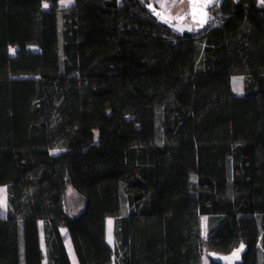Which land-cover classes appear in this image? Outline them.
<instances>
[{
    "label": "trees",
    "instance_id": "1",
    "mask_svg": "<svg viewBox=\"0 0 264 264\" xmlns=\"http://www.w3.org/2000/svg\"><path fill=\"white\" fill-rule=\"evenodd\" d=\"M60 1L0 0V264H71L62 228L79 264H200L202 216L212 264H264V1L182 35L141 0Z\"/></svg>",
    "mask_w": 264,
    "mask_h": 264
},
{
    "label": "rangeland",
    "instance_id": "2",
    "mask_svg": "<svg viewBox=\"0 0 264 264\" xmlns=\"http://www.w3.org/2000/svg\"><path fill=\"white\" fill-rule=\"evenodd\" d=\"M147 3L148 8H150L154 14L158 17L159 21L167 25L173 32L182 35L186 32L192 34H200L207 29L214 19L212 12L210 10L204 9L202 7H197L191 5L188 0H141ZM264 0H260L263 2ZM121 3V0H119ZM47 5V7H45ZM74 5V0H63L61 2V8L66 9ZM49 4L47 2L43 3V8L48 9ZM62 23L59 19V30L61 31ZM32 51H38L36 46H31ZM17 47L10 48L11 56H15ZM232 88L235 94L244 93V77L243 75L237 73L232 77ZM63 151L62 148L56 147L51 150L53 155H57ZM193 183L196 180L193 179ZM3 188L0 191V214L5 215L8 209L7 203V192ZM66 209L69 215L73 218L79 216L84 210V201L78 192L72 187L68 186L66 190ZM122 214H127L126 200L123 199V211ZM201 263L200 264H212L211 259V244L208 240V218L201 217ZM111 221V224H109ZM113 223L112 218L108 219L107 226V241L114 247V236H113ZM109 237H111V242H109ZM44 264H47L45 260ZM114 264V263H113Z\"/></svg>",
    "mask_w": 264,
    "mask_h": 264
},
{
    "label": "crops",
    "instance_id": "3",
    "mask_svg": "<svg viewBox=\"0 0 264 264\" xmlns=\"http://www.w3.org/2000/svg\"><path fill=\"white\" fill-rule=\"evenodd\" d=\"M62 1L63 0H61L60 3H59L60 7H61V2ZM235 1H238V0H235ZM238 95H241V94L238 93ZM3 188H6L5 190L7 192V187L6 186H2L0 188V190H2ZM6 217H7V213L5 215H1L0 214V218L5 219ZM107 226H108V221H107ZM61 233H62V236H63L64 244H65L66 250L68 252L71 264H79L77 256H76L74 248H73V244H72L71 237H70V234H69L68 230L66 228H62L61 229Z\"/></svg>",
    "mask_w": 264,
    "mask_h": 264
},
{
    "label": "water",
    "instance_id": "4",
    "mask_svg": "<svg viewBox=\"0 0 264 264\" xmlns=\"http://www.w3.org/2000/svg\"><path fill=\"white\" fill-rule=\"evenodd\" d=\"M221 0H188V2L197 7H202L207 10L213 9Z\"/></svg>",
    "mask_w": 264,
    "mask_h": 264
},
{
    "label": "built area",
    "instance_id": "5",
    "mask_svg": "<svg viewBox=\"0 0 264 264\" xmlns=\"http://www.w3.org/2000/svg\"><path fill=\"white\" fill-rule=\"evenodd\" d=\"M222 24V19L220 17H214V19L211 21L209 27L215 28L219 27Z\"/></svg>",
    "mask_w": 264,
    "mask_h": 264
},
{
    "label": "snow or ice",
    "instance_id": "6",
    "mask_svg": "<svg viewBox=\"0 0 264 264\" xmlns=\"http://www.w3.org/2000/svg\"><path fill=\"white\" fill-rule=\"evenodd\" d=\"M68 2H70V0H68ZM45 7H47V5H45ZM3 191V190H0ZM109 224H111V221H109ZM109 242H111V237H109Z\"/></svg>",
    "mask_w": 264,
    "mask_h": 264
}]
</instances>
